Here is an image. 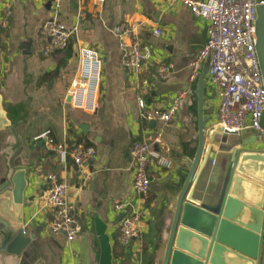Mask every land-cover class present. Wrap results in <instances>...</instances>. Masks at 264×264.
Listing matches in <instances>:
<instances>
[{
    "label": "crops",
    "instance_id": "1",
    "mask_svg": "<svg viewBox=\"0 0 264 264\" xmlns=\"http://www.w3.org/2000/svg\"><path fill=\"white\" fill-rule=\"evenodd\" d=\"M3 19L0 5V96L11 123L0 130V177L10 176V162L15 156L23 164L32 165L25 197L33 200L24 208L29 232L36 233V249L30 258L39 257L37 264H95L96 245L90 223L93 210L98 208L103 219L114 224L110 236L115 245L121 215L114 204H136L129 146L162 132L160 143L152 144V150L169 158L173 165L179 161L186 131L180 111L191 106L190 61L205 42L206 24L172 0H105L103 4L96 0H60L58 9L54 0H13L5 27L1 25ZM50 19L63 24L71 38L65 50L44 55L47 40L40 29ZM118 26H132L152 52L150 63L140 75L150 89L146 107L166 110L180 93H185L169 124L141 119L138 78L124 67L120 40L113 32ZM156 29L161 31L159 36L153 34ZM82 48L96 51L101 61L97 110L92 114L73 109L68 95ZM159 64L172 66L168 79H158ZM208 86L205 111L212 113L216 122L217 90ZM46 131L68 150L76 145L92 148L93 163L77 167L72 158L62 163L43 142L34 141ZM244 138L253 136L247 133ZM49 174L57 175L70 187L68 201L81 227L74 241L48 230L53 214L43 201V193ZM149 174L150 195L143 218L144 262L154 245L159 208L179 180L175 167L159 170L151 164ZM205 175L201 190L208 181V171ZM125 253L116 264H129L128 251Z\"/></svg>",
    "mask_w": 264,
    "mask_h": 264
},
{
    "label": "water",
    "instance_id": "2",
    "mask_svg": "<svg viewBox=\"0 0 264 264\" xmlns=\"http://www.w3.org/2000/svg\"><path fill=\"white\" fill-rule=\"evenodd\" d=\"M197 18L206 24L205 42L190 64L208 41L210 23ZM254 37L264 85V6L257 10ZM209 67L210 54L191 81L190 108L180 111L186 131L173 165L179 180L159 208L154 245L144 264H264V140L253 131L229 135L215 128L217 121L205 111L208 84L214 87ZM260 125L264 129V112ZM10 126L0 96V130ZM247 133L253 138L245 139ZM232 136L236 139L230 141ZM10 168V176L0 177V264H37L39 257L30 258L36 233L29 232L24 213L33 200L25 197L33 168L17 156ZM93 211L95 264H116L110 236L114 224L98 208Z\"/></svg>",
    "mask_w": 264,
    "mask_h": 264
},
{
    "label": "built area",
    "instance_id": "3",
    "mask_svg": "<svg viewBox=\"0 0 264 264\" xmlns=\"http://www.w3.org/2000/svg\"><path fill=\"white\" fill-rule=\"evenodd\" d=\"M13 0H0L4 19L1 25H7ZM103 4L105 0H96ZM187 8L195 17L210 23L207 45L190 64L192 81L197 70L210 54L209 79L217 90L218 110L215 128L229 135H239L253 131L256 137L264 140V129L260 125L264 112V85L255 49L254 25L257 10L264 6V0H172ZM55 8L60 7V0H54ZM120 40V49L124 67L138 78L137 104L141 119L145 122L169 124L176 116L180 100L185 93H180L166 110L148 109L145 98L150 93L149 84L140 75L150 63L152 52L143 44L132 26H118L113 30ZM40 34L47 40L44 55L65 50L71 38V32L54 19L45 21ZM154 36L161 31L154 30ZM1 54V48H0ZM172 66H156L158 79L166 80ZM101 61L96 51L82 48L79 51V65L72 80L68 95L73 109L85 113L97 110V97L100 87ZM162 132L135 141L128 148V155L133 164L132 188L136 204L117 202L114 210L122 218L119 222L116 244L130 251L129 264H144L143 224L150 195L151 176L149 169L153 164L159 170H170L173 162L152 150V144L160 143ZM43 142L65 163L72 158L77 167L93 163L95 151L90 147L76 145L68 150L62 143L55 141L49 131L34 138ZM89 179V176H87ZM69 185L55 174L47 176V187L43 201L52 209L53 218L48 224L51 234H64L67 241H74L81 231L80 224L73 215V207L68 201Z\"/></svg>",
    "mask_w": 264,
    "mask_h": 264
},
{
    "label": "trees",
    "instance_id": "4",
    "mask_svg": "<svg viewBox=\"0 0 264 264\" xmlns=\"http://www.w3.org/2000/svg\"><path fill=\"white\" fill-rule=\"evenodd\" d=\"M126 253L122 248H120L116 243L114 245V258L117 260L121 257H124Z\"/></svg>",
    "mask_w": 264,
    "mask_h": 264
},
{
    "label": "rangeland",
    "instance_id": "5",
    "mask_svg": "<svg viewBox=\"0 0 264 264\" xmlns=\"http://www.w3.org/2000/svg\"><path fill=\"white\" fill-rule=\"evenodd\" d=\"M230 141H232V138L230 137ZM218 142H220V141H218Z\"/></svg>",
    "mask_w": 264,
    "mask_h": 264
},
{
    "label": "bare ground",
    "instance_id": "6",
    "mask_svg": "<svg viewBox=\"0 0 264 264\" xmlns=\"http://www.w3.org/2000/svg\"><path fill=\"white\" fill-rule=\"evenodd\" d=\"M145 263V262H144Z\"/></svg>",
    "mask_w": 264,
    "mask_h": 264
}]
</instances>
